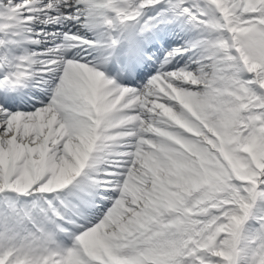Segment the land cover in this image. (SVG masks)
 I'll return each instance as SVG.
<instances>
[{"label":"snow or ice","instance_id":"obj_1","mask_svg":"<svg viewBox=\"0 0 264 264\" xmlns=\"http://www.w3.org/2000/svg\"><path fill=\"white\" fill-rule=\"evenodd\" d=\"M75 2L65 16L67 0H0V44L40 43L29 25L41 16L83 17L127 41L105 47L121 45L131 80L162 39L145 33L183 17L199 36L161 69L189 50L198 68L158 70L132 88L67 58L98 43L68 33L0 61V88L49 93L34 111L0 104V264H264V0ZM98 199L111 204L101 212Z\"/></svg>","mask_w":264,"mask_h":264},{"label":"bare ground","instance_id":"obj_2","mask_svg":"<svg viewBox=\"0 0 264 264\" xmlns=\"http://www.w3.org/2000/svg\"><path fill=\"white\" fill-rule=\"evenodd\" d=\"M45 1H48L49 0H43V3H48V2H45ZM76 2L75 0H67V6H62L60 8V11L61 13H63L65 16H73L69 13V10H71L72 8L76 7ZM66 12V14H65ZM76 12V11H74ZM58 13L55 11V10H49L48 11V15H52V16H56ZM76 14V13H75ZM74 14V15H75ZM45 20V17L44 16H41L39 17L38 19H36L34 22H32L29 27L32 29V32L30 34H32V36H30L31 39H37L38 41H40L41 43V48H39L38 50H41V49H46L47 46H45V43L48 41V40H52V35H48V36H45L46 34H55L56 33V29H47L46 27L50 24H54V23H45L43 22ZM63 25V29H68L69 31L67 32H73L75 31L76 29L79 31H81V29H83L82 27H80V24H77V23H74V20L72 19H65L61 22ZM77 25V26H76ZM29 34V35H30ZM25 40V46L29 47V48H33L35 49L37 46L40 45V43L38 44H32L30 42V39H24ZM47 50V49H46ZM102 209V206H100L99 210ZM258 214H264V209H261L259 206L257 207V209L255 210ZM255 220L252 219V220H249L248 221V227L249 228H253L255 227Z\"/></svg>","mask_w":264,"mask_h":264}]
</instances>
